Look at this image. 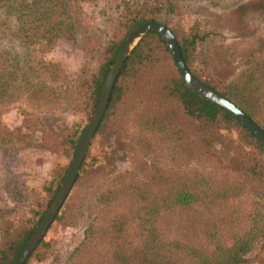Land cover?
<instances>
[{"label": "trees", "instance_id": "trees-1", "mask_svg": "<svg viewBox=\"0 0 264 264\" xmlns=\"http://www.w3.org/2000/svg\"><path fill=\"white\" fill-rule=\"evenodd\" d=\"M86 1L0 0V39L18 46L0 48V107L21 96L42 106L58 100L62 91L57 83L64 75L42 54L58 40H76ZM120 2L123 12L95 71L77 90L63 93L71 108L86 114L94 110L108 68L127 36L142 22H160V12L176 8L174 0ZM169 30L186 70L264 132V54L249 55L217 88L192 70L196 40L203 38L178 37ZM130 120L151 138L138 143L149 157L150 173L139 177L107 163L89 170L81 164L73 186L91 178L103 189L84 218L78 243L63 260L52 257L49 264H264V145L234 115L184 82L154 30L143 34L123 61L93 135L118 132ZM79 136L68 138L72 150ZM64 174L47 188V205ZM73 204L66 198L55 218L66 221ZM42 213H33L37 218L27 227L3 230L0 264H11ZM81 215L77 212V218ZM37 247L44 252L49 243L41 239L23 264Z\"/></svg>", "mask_w": 264, "mask_h": 264}, {"label": "rangeland", "instance_id": "rangeland-1", "mask_svg": "<svg viewBox=\"0 0 264 264\" xmlns=\"http://www.w3.org/2000/svg\"><path fill=\"white\" fill-rule=\"evenodd\" d=\"M126 1L130 5H149L166 0ZM174 1L175 10L168 14L162 11L157 19L178 37L203 38L196 40L192 52L193 73L202 80L221 88L249 55L264 54V0ZM123 7L120 0H87L82 4L83 21L76 40H58L44 50L42 59L56 63L64 75L57 83L62 94L56 102L42 106L21 96L0 107V237L5 229L31 225L37 218L33 213L44 212L49 205L47 188L52 189L66 172L75 150L69 147L68 138H75L79 132L81 135L93 112L86 114L71 108L63 93L77 90L95 71ZM1 47L18 50L16 41L3 38ZM106 133L91 138L81 163L85 169L107 163L139 177L150 173L149 157L138 144L151 140L150 137L142 135L131 120L118 132ZM101 189L99 182L91 178L80 186L72 185L66 196L74 200L68 220L54 217L42 237L49 248L42 252L37 247L25 264H49L52 257L63 260L80 240L84 218L92 211L95 195ZM77 212L82 213L78 218ZM61 213L59 210L57 215ZM74 215V223L67 224Z\"/></svg>", "mask_w": 264, "mask_h": 264}, {"label": "water", "instance_id": "water-1", "mask_svg": "<svg viewBox=\"0 0 264 264\" xmlns=\"http://www.w3.org/2000/svg\"><path fill=\"white\" fill-rule=\"evenodd\" d=\"M148 30H154L160 34L164 39L166 45L168 46L173 62L181 75L184 82L199 95L207 98L211 102L219 105L220 107L226 109L232 115H234L245 127H247L257 139L264 145V132L253 122L244 112H242L237 106L226 98L219 95L217 92L213 91L208 86L202 84L200 81L195 79L191 73H189L180 56L179 49L175 40L173 33L164 24L153 21L146 20L142 22L138 27H136L124 40L122 46L115 55L112 63L110 64L93 112L91 113L89 119L87 120L79 140L76 144L73 156L70 163L66 169L65 175L61 184L59 185L54 197L50 201L49 205L43 212L39 221L33 228L32 232L26 239L25 243L22 245L16 256L14 257L11 264H23L25 259L28 257L29 253L35 248L37 243L42 239L45 231L47 230L50 223L53 221L54 217L57 215L63 201L68 195L75 178L78 174L80 165L85 156L87 147L93 137L94 131L99 124V121L103 115L105 105L108 99V95L113 84L117 73L125 60V58L130 53L131 49L137 43V41L145 34Z\"/></svg>", "mask_w": 264, "mask_h": 264}]
</instances>
